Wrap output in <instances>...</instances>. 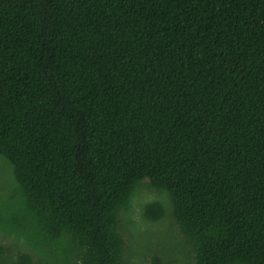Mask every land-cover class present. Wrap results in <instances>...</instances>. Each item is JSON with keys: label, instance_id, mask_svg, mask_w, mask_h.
Masks as SVG:
<instances>
[{"label": "trees", "instance_id": "1", "mask_svg": "<svg viewBox=\"0 0 264 264\" xmlns=\"http://www.w3.org/2000/svg\"><path fill=\"white\" fill-rule=\"evenodd\" d=\"M0 159V264H127L145 186L194 264H264V0H0Z\"/></svg>", "mask_w": 264, "mask_h": 264}, {"label": "rangeland", "instance_id": "2", "mask_svg": "<svg viewBox=\"0 0 264 264\" xmlns=\"http://www.w3.org/2000/svg\"><path fill=\"white\" fill-rule=\"evenodd\" d=\"M5 166L4 161L0 159V197L5 194L4 184L11 178V173ZM157 198L154 191L145 186L133 204L132 224L122 222L121 234L125 242L127 264H149L153 253L162 255L166 264H194L191 248L186 245L169 216L155 226H149L144 222L142 205ZM0 240L11 245V240L3 235H0Z\"/></svg>", "mask_w": 264, "mask_h": 264}]
</instances>
